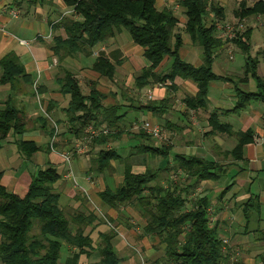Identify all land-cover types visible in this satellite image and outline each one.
Listing matches in <instances>:
<instances>
[{"label": "trees", "instance_id": "1", "mask_svg": "<svg viewBox=\"0 0 264 264\" xmlns=\"http://www.w3.org/2000/svg\"><path fill=\"white\" fill-rule=\"evenodd\" d=\"M63 1L71 8L72 14L70 17L62 16L51 25L53 30L61 28L65 34V38L55 36L50 47L58 62L62 63L66 58L77 55L91 57L97 45L104 44L125 31L131 41L142 49V56L148 63L134 80L138 89L151 83H160L175 90V79L189 81L195 85L196 93L194 96H185L181 102L190 114V111L206 109L212 82H231L237 101L230 112L238 114L253 102L264 105V78L258 75L259 63L249 52L251 29H246L232 40L246 56L244 76L231 79L216 75L212 70L214 54L225 47L216 31L215 20L224 18V9L218 4L208 0H178L179 10L186 18L182 32L178 29L179 19L175 12L168 8H156V0ZM45 2L46 0H27V5ZM253 16L264 19V0H254L251 5L243 0L234 11V17L239 20ZM183 34L202 50V64L198 67L179 57ZM165 59L171 61L170 67L168 71L160 73L157 69ZM90 68L110 80L115 75L114 65L103 54L94 58ZM0 70L1 84L12 85L18 79H24L26 84H30L29 76L13 52L0 58ZM249 79L255 84L252 91L240 87L248 84ZM57 82L60 92L69 96L64 111L70 125L67 132L79 138L88 124L98 126L106 123L116 132L93 139V143L98 145H105L110 138L118 139L124 133L118 127V122L123 118L122 115H117L119 107L104 106V95L95 89L94 83L89 93L84 94L75 75L67 69L63 70ZM167 102V98L161 101L151 100L138 109H145L161 118L166 112ZM226 112L228 111L220 114L214 109L209 114L207 122L210 131L207 134L236 137V145L225 154L234 160H242L245 146L254 141V131L247 129L234 133L229 123L219 119ZM166 123V128L170 130L169 122ZM261 128L264 132V115ZM24 131L22 113L19 110L7 107L0 111V142L10 132L21 135ZM144 132L140 130L134 137L149 139L151 135ZM49 134L50 139L54 136L56 138V128ZM17 147L25 158H30L39 150L34 143L27 141H17ZM172 149V145L168 143L159 147L140 144L131 147L126 156H122L116 149H100L96 158L92 159L95 168L91 167V171L104 174L111 170L113 161L121 163L123 170L121 183L113 189L107 186L99 192V200L104 206L113 209L126 204L138 207L145 220L142 236L156 238L163 245V255L155 264H231L229 257L222 251L223 243L218 237L217 228L209 226V202L206 197L190 201V207L187 198L190 180H216L222 166L202 157L177 153L168 162L166 159L173 153ZM69 153L72 161V156L78 152L74 148ZM139 156L142 157L141 164L134 161ZM144 156L150 160L158 157L161 164L153 169L147 165ZM138 165L144 167L143 172H134L133 167ZM170 168L183 172L185 177L182 179V186L174 184L175 180L170 176L165 177L166 186L161 185V173L168 174ZM1 176L0 172V180ZM60 179L61 174L49 164L33 175L22 197L7 191L0 184V264H78L81 256L89 258L95 252L99 257L96 264H122L115 251L116 233L110 229L98 234L96 242L91 239L93 222L97 220L93 213L74 211L69 218L66 217L59 204L60 195L54 190V185ZM107 222L109 221L106 219V225ZM86 228L90 230L87 231ZM64 246L71 247L73 253L71 258L62 263Z\"/></svg>", "mask_w": 264, "mask_h": 264}, {"label": "crops", "instance_id": "2", "mask_svg": "<svg viewBox=\"0 0 264 264\" xmlns=\"http://www.w3.org/2000/svg\"><path fill=\"white\" fill-rule=\"evenodd\" d=\"M208 1L221 6L226 16L229 7L233 5L235 11L238 4L243 0ZM176 4H178L176 0H156L155 6L158 9H173ZM52 11H58L67 17L71 13V8L67 7L63 0H46L44 4L37 3L33 6L27 5V0H0V58L9 52L15 53L30 79L29 85L24 79H18L12 85L0 83V111L7 107H14L19 110L22 113L25 128L23 134L16 135L10 132L0 142V172L2 173L0 184L7 191L22 197L25 195L33 175L50 164L61 174V179L54 185L55 192L60 195L59 204L71 203L69 205L74 211L85 214L93 213L97 219L111 218L117 220L120 216L119 212L123 213L125 208L123 206L115 209L108 208L101 203L98 193L110 186L107 185L102 174H95L91 171V157L82 155V153L72 156V177L66 178L68 165L63 162V152L59 149H62V146L72 139H74L73 142L78 140L67 133L69 136L64 135L65 141L57 138L54 148L50 149L49 147L51 136L49 133L52 129H57V126L65 127L67 130L70 128L64 112L69 102V96L60 92L57 82L58 77L62 76L60 71L63 72L64 69L75 71L74 75L79 85H81L79 74H83L86 79L91 80L101 88L107 89L105 90L108 94L107 98L114 102L108 101L106 106L138 109L145 105L140 104L131 107L120 101L117 103L115 96L109 93L113 86L110 79L100 76L90 68L95 58L92 55L88 58L83 56L84 59L79 57L80 61L76 60V56L66 58L62 63L57 61L50 47L55 36L65 38V34L61 28L55 30L51 28V25L57 22L49 16ZM175 14L179 19L178 29L181 30L184 28L186 18L179 9L176 10ZM212 17L211 14L210 18ZM182 39L183 45L186 43L187 47L186 49L180 48L179 57L194 67L200 66L202 64L201 48L193 44L184 34ZM130 40L121 32L93 49L98 55L103 54L114 65L116 74L119 70L118 67H123L125 81L128 79V74L132 78L137 70L134 69L136 68L134 66H138V64H141L142 68L148 66V63L144 64L143 62L145 59L142 56V49ZM134 56L137 59H132ZM214 57L213 71L217 63H224L222 56H219V51L214 54ZM88 61L90 65H87L89 64ZM166 61L167 59L161 65ZM231 64L234 65V63ZM234 67L229 71L234 72ZM113 82L116 83V80L114 79ZM174 84L176 85L175 90H177V95H175L179 101L178 106L173 105L172 102H167L165 104L166 112L161 118H158L159 120L151 112L145 109L140 110L148 114L150 118L148 121L152 124L156 120L166 127L168 124L165 122L168 121L172 128L174 126L182 134H188L189 137L193 136L192 144L186 145L189 147L179 148L170 143L172 147L174 146L172 152L202 157L222 166L219 178L216 180L199 182L190 180L187 198L193 202L197 197L205 196L208 200L209 226H215L218 237L221 240H227L224 254L229 257L230 263L264 264V132L261 128L264 111L260 108L259 103H251L238 114L230 112L237 101L233 84L214 81L210 84L206 109L204 111H190L189 114L181 99L187 95L194 96L196 87L191 82L179 78L175 79ZM240 87L251 91L254 90L255 86L251 85L249 81L248 84L240 85ZM111 91L113 92V89ZM151 94V100L155 101H161L169 96L165 95L164 89H155ZM214 109H217L220 114L223 111H228L220 115L219 119L229 123L234 133L244 132L247 129L254 131V141L245 146L242 160H234L225 154L236 145V137L227 134H207L210 131L207 119ZM118 111L117 115H119ZM172 113L175 118L170 117ZM187 114L189 116L195 114L197 121L190 124L191 118L188 120ZM254 121L257 124H254ZM50 123L53 126H50ZM119 123H123L122 119ZM123 125L125 126V124ZM134 135L129 137L130 140L136 139ZM129 138L125 140L126 145L130 143ZM17 141L32 142L39 150L30 158H25L18 150ZM124 148L121 147L123 150ZM134 168L136 167H133L136 173L144 171V167H139L140 171ZM130 212L132 216H138L142 219L139 209L133 207ZM108 228L107 225L98 223L97 220L94 223V229L91 230V239L94 241V235L98 238V234L107 232ZM117 228L125 232L123 234L125 237L134 236L135 229L138 231V228L129 227L128 229L122 222H118ZM120 237L122 238V235ZM143 237V241L146 240L147 242L148 250L150 249L154 253L147 238L150 236ZM117 240L118 237L116 236L114 239L115 249L120 246L117 244Z\"/></svg>", "mask_w": 264, "mask_h": 264}, {"label": "rangeland", "instance_id": "3", "mask_svg": "<svg viewBox=\"0 0 264 264\" xmlns=\"http://www.w3.org/2000/svg\"><path fill=\"white\" fill-rule=\"evenodd\" d=\"M176 2H178V0H176ZM246 2H247V4L250 5L254 2V0L246 1ZM213 3H215V2H213ZM233 8H234L233 5L231 7H229V9H227L228 15H226V16L224 15V18L222 20L216 19L215 22L216 23L217 22H220V23L226 22V23H230V24H236L237 21L239 22V19H237L233 16V12H234ZM71 14L72 13H69V15L67 17H70ZM49 16L52 18V20L58 21L64 15H61V13L58 11L57 12L52 11ZM243 25H244V29L242 32L239 33L238 36H240L246 29L252 30L251 38L249 40V42H250L249 43L250 44V51L249 52H250V56L252 58H256L258 63H259L258 69H257L258 75L260 77L264 78V19L261 16L259 18L257 16H253V17L247 18V20H245ZM183 29L184 28H181L182 32H183ZM123 34L130 40L128 34L125 31H123ZM186 47H187L186 43L184 45H182L183 49H186ZM97 55H98L97 52L92 51V57H97ZM219 56H222L224 63H219V64L217 63L214 67L213 72H215L218 75L230 77L231 79H237L241 76H244L242 74H243V67H244L246 56L240 50V48L237 45L233 44V42H231L230 45H228V46L226 45L223 49H221L219 51ZM76 57H77L76 58L77 61H80V58L84 59L82 55H77ZM132 59H137V58H136V56H134V57H132ZM143 62H144V64L147 63L145 60H143ZM88 63L89 64H87V65H90L89 61H88ZM231 63H234V65ZM170 64H171V61L169 59H167V61L164 62L159 67L158 70L160 71V73H164V72L168 71ZM80 66H82L81 63H80ZM233 66H235L233 69L234 72L229 71L233 68ZM134 67H136L134 69H137V70L134 72L132 78H130V76L128 74V76H127L128 79L125 81L124 80L125 77L123 74V67L120 66V67H118L119 68L118 73L117 74L115 73L116 76L114 75L115 78L113 77V79L110 80V82L113 86L110 88L109 93H111L112 96H115L117 103L120 101L121 103L128 104L131 107L134 105L138 106L140 104L146 105L148 102L151 101L150 99H148V95H152L151 93H153L155 89L156 90L164 89L165 95L170 96V97L168 96V98H167L168 102H172L173 105L178 106L179 101H178V98L176 96L177 90H172L171 88L166 87L163 84L151 83L149 86H146L142 89H138L135 85L134 79L139 75L141 68H142V65L138 64V66H134ZM71 72L73 74H75V71L71 70ZM60 73H62V72L60 71ZM79 78L81 80L80 87H81L83 93L88 94L90 89H91L93 82L91 80L86 79L83 74H79ZM114 79L116 80V83L113 82ZM249 81H250L251 85L255 86L254 81L252 79H249ZM114 85L116 86L115 88H114ZM95 89H97L98 91H100L104 95V98L102 100V103L104 106L107 105L108 101L114 102L111 99L107 98L108 94H106V91H105L107 89H105L103 87L101 88L97 84L95 86ZM111 89H113V92L111 91ZM254 89H255V87H254ZM173 92H175V93H173ZM225 95H227V94L225 93ZM105 100H106V102H105ZM253 103H256V102H253ZM259 105H260V108L262 109V111H264V105L260 104V103H259ZM106 107H108V106H106ZM143 107L144 106H142L141 108H143ZM41 113H43V112H41ZM118 114L123 116V118H122L123 123H119L118 127L122 131H124V133L121 134V136L118 139L113 140L110 138V140H108L107 144H105V145H98L97 143L95 144V143H93V139L88 140L87 139L88 136L86 135L85 130L88 127H93V128L103 127V128H106L110 133H115L116 131H113L112 129H110L106 123H102L101 125H98V126H94L93 124H88L87 126H85L83 128L82 134H81V136H79V138H75V136L73 134L67 132L68 130L65 127L57 126L56 131L58 134H57V137L54 139L55 142L57 141V138L58 139L61 138V139H63V141H65L64 135L67 133L70 134L71 136H73L75 138V140L76 139L78 140L77 142H75V141L73 142L74 139H72L69 143H66L65 145H63L62 149H59V150H61V152H63L62 153L63 162L65 163V161L63 159V154L69 153L71 150H74V148L79 147L81 144L87 146L86 149L82 151V155L89 156L92 159H94V158H96V153L100 149H105V150L116 149L122 156H126L128 154V152L131 151V147H134V146H137L140 144H145V145L150 144L152 146L159 147L163 143H166V144L171 143V144L177 145L179 148H184L187 144H189V143L192 144V141L194 139V138H192L193 136L189 137L188 134H182L174 126H173V128L171 127V129L169 130L163 124H160V122L155 120V123L153 125L158 126V128L160 129L161 136L159 139H155V138H152L150 136L149 139H141V138L138 139V138H136V139L130 140L129 137L133 136L134 134L139 133V131L141 130V128L139 126L141 124V122L146 121V122L150 123V121H148V119H150V118L146 112H142L140 109L129 108V107L119 108ZM170 117H174L173 113H172V115H170ZM171 119H173V118H171ZM189 119L191 121V122L189 121L190 124L192 122L197 121L195 114H193L192 117L188 115V120ZM157 120H159V119L157 118ZM165 120H168V119H165ZM123 124H125V126ZM254 124H257L256 121H254ZM50 126H53L52 123H50ZM141 131L144 132V130H141ZM127 138H129L128 140H130V143L128 145L125 144L126 143L125 140H127ZM121 147H125L124 150L121 149ZM186 147H189V145ZM173 154H174V152L171 154L170 157H167L166 161L170 162L171 161L170 159H171ZM141 158H142L141 156L135 157L134 161H136V163H138V164H141L142 163ZM144 158L147 159V161H146L147 165H149L153 169H155L157 167V165H159V163L161 162V159L158 157L154 158L152 160L148 159L146 156H144ZM111 165H112L111 170L104 172V174H102V175H103L107 185L110 186L109 188L113 189L114 187H117L121 183V181H122V170L123 169H122V164L119 162L113 161V162H111ZM91 166L93 168H95L94 163H92ZM134 167H136V168H134L135 170L140 171L139 167H143V166L138 165V166H134ZM69 173L72 175V171H69L67 174H69ZM67 174H66V178H68ZM167 176H170V178L175 180L174 184H176V185L179 184L180 186L183 185L182 179H184L185 175L183 174L182 171H180L178 169L176 170L174 168L173 169L170 168V171L168 172V174L162 172L160 175L161 185L166 186L165 177H167ZM184 182H186V181H184ZM171 183H173V182H171ZM69 204H71V203H69ZM69 204L68 203L67 204H64V203L60 204L62 210L64 211V213L66 215V217H68V216L70 217L71 214L74 212V210L71 208V205H69ZM190 205H191V202L189 201L188 207H190ZM123 207L125 208V211L123 213L121 211L119 212L120 216L117 220L107 217L108 218L107 220L109 221L108 223H110V226L107 224L110 227V228H108V231L111 229L114 233H116V235L118 237V240L116 242H117V244H120V246H118L115 249V251H116L117 255L119 256V258L121 259V263L122 264H155L156 260L160 259L163 255V252H164L163 251V245H161L156 238L147 237L150 241V244H151L153 250H154V253H152L153 252L152 250H150V249L148 250L147 242H146V240L143 241L144 237L142 236V226H143L145 220L143 218L140 219L138 216H132V214L130 212L133 207L136 209H138V207L134 204L133 205L132 204H126V205H123ZM140 217H142V216H140ZM97 220H98V223L106 225L105 220H103L101 218L97 219ZM97 220L93 223H96ZM118 222H122L124 224V226L127 227L128 229H129V227L138 228V231H136V229H135L134 236L125 237L123 235L125 232L122 229L120 231V229L117 228ZM87 231H88V229H87ZM136 233H137V235H135ZM120 235H122V238L120 237ZM97 239L98 238L96 237V235H94V242H96ZM72 250L73 249L71 247H68V246L63 247L62 253H61L62 263L64 262L65 259L71 258L72 253H73ZM98 261H99V257L97 255V253L95 252V253L91 254V256L89 258L81 257V262L79 261L78 264H96Z\"/></svg>", "mask_w": 264, "mask_h": 264}, {"label": "built area", "instance_id": "4", "mask_svg": "<svg viewBox=\"0 0 264 264\" xmlns=\"http://www.w3.org/2000/svg\"><path fill=\"white\" fill-rule=\"evenodd\" d=\"M179 9V6L178 4H176L175 8H173L172 10L174 12H176V10ZM258 18L260 16H257ZM245 20L247 19H241L239 20V22L237 21L236 24H230V23H220V22H217L216 23V31H217V36L218 38L225 44V46L227 45H230V43L232 42V40H234L240 32L243 31L244 29V25L243 23L245 22ZM152 98V95H148V99L151 100ZM141 130H144L147 134L151 135L153 138L155 139H159L161 134H160V129L158 128V126L156 125H153L149 122H146V121H142L141 124L139 125ZM85 133L86 135L88 136V140H92V139H95L101 135H107L109 133V131L106 129V128H103V127H88L86 130H85ZM55 136L52 137L50 139V149L53 148V144L55 142ZM85 140V139H84ZM87 146L81 144L79 147H76L75 149H77V152L78 153H82L83 150L86 149ZM63 159L65 161V163L68 165V170H67V173L69 171H71V154L70 153H64L63 154ZM67 177H72V175L69 173L67 174ZM104 220L106 221V219L104 218ZM107 224L110 226V224L107 222ZM222 243H223V247H222V251L224 252L225 251V245L227 244V240H222ZM231 264H234L233 262Z\"/></svg>", "mask_w": 264, "mask_h": 264}]
</instances>
